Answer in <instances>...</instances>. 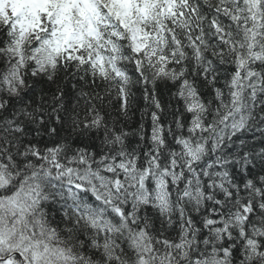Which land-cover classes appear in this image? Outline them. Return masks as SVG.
Wrapping results in <instances>:
<instances>
[{
  "label": "snow or ice",
  "instance_id": "snow-or-ice-1",
  "mask_svg": "<svg viewBox=\"0 0 264 264\" xmlns=\"http://www.w3.org/2000/svg\"><path fill=\"white\" fill-rule=\"evenodd\" d=\"M0 264H264V0H0Z\"/></svg>",
  "mask_w": 264,
  "mask_h": 264
}]
</instances>
